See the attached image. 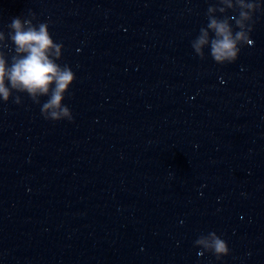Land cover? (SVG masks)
<instances>
[{
    "label": "water",
    "instance_id": "water-1",
    "mask_svg": "<svg viewBox=\"0 0 264 264\" xmlns=\"http://www.w3.org/2000/svg\"><path fill=\"white\" fill-rule=\"evenodd\" d=\"M212 2L0 0V30L50 21L77 77L73 123L0 106V264H219L210 231L223 264H264V17L234 64L201 61Z\"/></svg>",
    "mask_w": 264,
    "mask_h": 264
},
{
    "label": "clouds",
    "instance_id": "clouds-1",
    "mask_svg": "<svg viewBox=\"0 0 264 264\" xmlns=\"http://www.w3.org/2000/svg\"><path fill=\"white\" fill-rule=\"evenodd\" d=\"M206 26L191 40V48L201 61L208 56L220 66L234 64L243 48L252 46L251 35L261 17L262 0H213L208 4ZM50 21L41 22L31 10L13 17L7 32L0 30V106H21L22 97L40 107L42 118L53 124L74 122L64 103L71 98L76 82L72 67L63 60V43L53 39ZM205 49H208L206 55ZM42 98H47L42 103ZM199 256L209 254L219 264L232 255L225 239L210 231L193 241Z\"/></svg>",
    "mask_w": 264,
    "mask_h": 264
}]
</instances>
